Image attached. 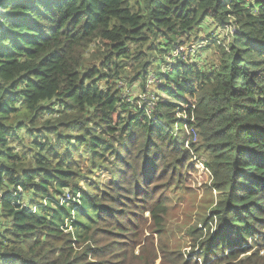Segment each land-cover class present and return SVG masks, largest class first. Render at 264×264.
I'll return each mask as SVG.
<instances>
[{
  "label": "trees",
  "instance_id": "16d2710c",
  "mask_svg": "<svg viewBox=\"0 0 264 264\" xmlns=\"http://www.w3.org/2000/svg\"><path fill=\"white\" fill-rule=\"evenodd\" d=\"M193 153L221 196L186 255L167 217ZM158 261L264 264V0H5L0 264Z\"/></svg>",
  "mask_w": 264,
  "mask_h": 264
},
{
  "label": "rangeland",
  "instance_id": "374dc122",
  "mask_svg": "<svg viewBox=\"0 0 264 264\" xmlns=\"http://www.w3.org/2000/svg\"><path fill=\"white\" fill-rule=\"evenodd\" d=\"M250 2L260 1V0H248ZM212 30V27L209 31H203L202 35L200 31L198 32V37L193 35L192 41L197 40L199 43L207 42L209 39V35L214 34V31L207 35L208 32ZM217 31H219L216 28ZM192 44V42H191ZM191 44H187L188 49H180L185 56H189L192 60L199 62L198 65L200 68L208 65H212L216 56H213L212 49L204 51L202 55L200 52H195V50L191 49ZM179 52V53H180ZM195 53L199 55V59L190 56V53ZM179 53H174L173 56L178 55ZM157 54V53H155ZM157 55H160L159 53ZM152 59V58H151ZM159 61V60H157ZM204 61V62H202ZM156 64V63H155ZM150 67V75L151 77H157V66ZM128 83V81H127ZM151 90H153L151 88ZM126 91V90H125ZM128 91V90H127ZM132 94V93H131ZM140 93L137 91L132 94V97H138ZM141 98V97H140ZM151 100V99H149ZM185 108V107H184ZM177 131L180 129L178 125H175ZM187 135V141L185 143V147L189 150L191 146L198 148L201 143V137L198 134V131L195 127H184L183 128ZM192 160L190 161L191 168L187 171V175L185 177V183L181 187V189L170 190L169 196L172 200V204L170 206V211L167 217V232L169 237L170 247L173 251L179 252L182 251L189 255L191 252L192 241L191 238L187 236V231L191 227H195L197 225L200 230H205L202 224L206 220V217L216 208L217 203L221 194L218 191H215L212 183L213 178L211 175V171L208 169V158L204 154L193 153ZM85 162H88L87 160ZM112 177H110L107 171L96 174L92 180L87 179V184L96 183L102 189H105V186L109 184ZM80 186L83 188V191L86 192L88 189L84 188L86 186L85 182H81ZM136 207H132V211ZM138 211V209H137ZM146 218H149V214L145 215ZM142 229L145 230L144 236H141L142 241H146L149 239L151 235L150 231V222L142 226ZM155 239V247H157V236L154 235ZM139 253V247H137L135 251V255ZM159 264V261L157 262Z\"/></svg>",
  "mask_w": 264,
  "mask_h": 264
},
{
  "label": "water",
  "instance_id": "95a60500",
  "mask_svg": "<svg viewBox=\"0 0 264 264\" xmlns=\"http://www.w3.org/2000/svg\"><path fill=\"white\" fill-rule=\"evenodd\" d=\"M5 0H0V6L2 5V3L4 2Z\"/></svg>",
  "mask_w": 264,
  "mask_h": 264
}]
</instances>
